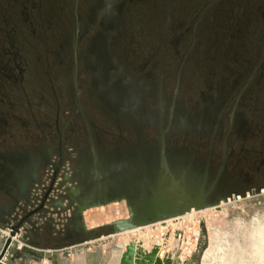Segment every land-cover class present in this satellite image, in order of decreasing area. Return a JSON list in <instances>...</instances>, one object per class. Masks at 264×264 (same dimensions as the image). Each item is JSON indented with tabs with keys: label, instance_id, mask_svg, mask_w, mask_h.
<instances>
[{
	"label": "flooded vegetation",
	"instance_id": "obj_1",
	"mask_svg": "<svg viewBox=\"0 0 264 264\" xmlns=\"http://www.w3.org/2000/svg\"><path fill=\"white\" fill-rule=\"evenodd\" d=\"M140 2L0 0V228L12 229L0 264L18 257L12 237L21 229L41 249L80 243L78 203L129 198L137 207L158 195L179 198L174 212L264 186V129L245 110L264 83V5L257 60L209 80L192 104L179 98V77L168 93L155 63L130 59L127 20ZM38 69L52 83L39 105Z\"/></svg>",
	"mask_w": 264,
	"mask_h": 264
},
{
	"label": "rangeland",
	"instance_id": "obj_2",
	"mask_svg": "<svg viewBox=\"0 0 264 264\" xmlns=\"http://www.w3.org/2000/svg\"><path fill=\"white\" fill-rule=\"evenodd\" d=\"M260 5H264V0H145L129 11V57L137 63L145 60L155 63L154 71L161 73L168 93L179 77V98H191V103L195 104L209 80L215 81L231 72H243L248 67L247 60H257L263 29ZM29 39L30 34L21 44L27 57L33 56L30 52L34 51V42ZM37 50L43 51L42 44H37ZM28 60L29 66L34 67V57ZM47 79L43 69H38V82L31 86L34 103H41L40 97L48 95L45 87L50 90L52 83ZM53 79L55 87L62 89L60 76L54 75ZM252 88L255 93L245 110L248 117L256 118L264 129V83ZM47 99L45 96L44 100ZM108 127L113 128L111 124ZM85 213L88 225L94 227L110 218L127 216L124 201L92 207ZM202 222L206 223L210 233L202 264H264V186L244 194L237 193L218 206L187 213L180 264L198 251ZM162 225L157 222L145 230L149 235L161 237L165 231ZM140 233L134 231L126 237L135 240ZM119 238L104 239L109 245H104L108 252L103 264L118 263V253L111 251L117 247ZM99 243L87 246L97 249ZM27 256L21 263L39 264L40 260ZM57 263L62 264L61 261Z\"/></svg>",
	"mask_w": 264,
	"mask_h": 264
},
{
	"label": "water",
	"instance_id": "obj_3",
	"mask_svg": "<svg viewBox=\"0 0 264 264\" xmlns=\"http://www.w3.org/2000/svg\"><path fill=\"white\" fill-rule=\"evenodd\" d=\"M178 200L179 198H161L158 195H155L154 198H151L149 203H146L145 205L138 204L137 207L130 203L129 198H120L113 201H106V203L99 202L91 205L78 203V209L74 214V218L77 219L78 226L81 228V230L86 233V236L83 240H81V242L88 243L102 236L118 235L127 231H132L144 226L155 224L157 222H164L168 219L186 215L192 210L200 211L210 207H215L218 206L222 201H226L227 198H219L212 204H205L204 201H200L198 198H196V200L190 199V204H186L181 210L170 212V209H178L180 202ZM123 201L125 202L128 211L126 217L112 220L97 227H88L84 215L86 210L112 202ZM201 228L202 233L198 244V251L190 258L186 259L183 264H202V256L204 251L209 246V235L208 227L205 222H202ZM16 229L17 228L15 227L14 230L16 231ZM98 231L101 232L97 233V235H94V233ZM176 238H180V234L177 233ZM165 246L166 243H163L162 245L155 244L151 251H146L139 245L131 242L126 246V250L123 252L119 264H180L179 257L181 255V250H175L165 254ZM68 253L69 252H66V254ZM34 254H36V252H34ZM58 256V254H54L55 260L53 261L55 263H57Z\"/></svg>",
	"mask_w": 264,
	"mask_h": 264
},
{
	"label": "built area",
	"instance_id": "obj_4",
	"mask_svg": "<svg viewBox=\"0 0 264 264\" xmlns=\"http://www.w3.org/2000/svg\"><path fill=\"white\" fill-rule=\"evenodd\" d=\"M45 210H47L49 212V216H53L55 218H57L58 215V211L53 209V208H49L48 206H46ZM67 215H70L69 212L66 213ZM41 215L39 213H37L35 215V220H42V218L40 217ZM181 217H185V215L177 217V218H173L174 222L178 225H175L174 223H168L169 221H173V220H166L164 222H161L162 228L165 229L164 232H162L161 237H156L154 235H149V232H147L145 230V228L147 226L135 229V230H141V233L137 235V237L135 238V241H143L146 242L148 244L155 245V244H159L162 245L163 243H165L166 241H169L171 239V236L176 238L177 233L180 234V238H178V240H181L182 243L185 244L184 239H185V225H184V220L180 221L179 218ZM87 222V220H86ZM157 223L155 224H151V226H155ZM149 226V225H148ZM143 228V229H142ZM11 231L12 229L10 227L7 228H0V241L2 242V244H0V249L4 246V244L6 243V241L9 239L10 235H11ZM23 229H21V231L19 233H17L15 236L12 237V240H14L13 244L15 245V249L13 250V253H11V255H15L18 254V257L16 258L15 261H7L4 262L2 261L3 264H16V262H18L20 264V262L22 261V258H24L25 253H24V249L27 248L30 251H34L36 253H41V257L39 258V264H47L48 262H53L54 264H58L55 263L53 260H55L54 258V254H58L59 256L62 255L64 251H66L69 247L65 248V249H41L38 248L36 246H33L29 243H27L24 239H23ZM134 231V230H132ZM187 243V240H186ZM181 254H184V250L181 251ZM58 256V258H59ZM5 258H3L4 260ZM58 262V261H57Z\"/></svg>",
	"mask_w": 264,
	"mask_h": 264
},
{
	"label": "crops",
	"instance_id": "obj_5",
	"mask_svg": "<svg viewBox=\"0 0 264 264\" xmlns=\"http://www.w3.org/2000/svg\"><path fill=\"white\" fill-rule=\"evenodd\" d=\"M111 220L112 219L110 218V220L102 223V225L110 222ZM179 220L183 221L184 217L179 218ZM168 223H174L175 225H178L174 222V220L171 222L169 221ZM88 227L91 228L94 226L88 225ZM134 231H141V230H134ZM134 231H127V232H124V233L118 234V235L102 236V237L95 239V240L88 242V243L80 242L77 244H72V245L68 246L69 248L66 251H64V252H69V253L65 254V255L64 254L60 255L57 261L58 262L61 261L62 264L63 263L64 264H103L104 258L107 256V252H108V249L105 248L106 246H104V245L105 244L109 245V241L107 242L104 239H110V237H120L117 247L115 248V250L111 251V252H117L118 253V256H117L118 263L117 264H119L120 258L122 256L123 252L126 250V246L128 244H130L131 242H134L136 245H139L140 247H142L146 251H151L153 249L154 245L151 246L150 244H148L146 242L135 241L132 239H128V237H126V235H128V233H131ZM208 235L210 238L209 228H208ZM91 243H99V244H96V246H98V248L97 249L96 248L95 249L88 248L87 245L91 244ZM165 243H166V246L164 249L165 254H167L169 252H173L175 250H181L182 251L184 249L183 248L184 243H182L181 240H178L177 238H174L172 236H171V239L169 241H166ZM25 259H27V256H24V258H22V261L24 262Z\"/></svg>",
	"mask_w": 264,
	"mask_h": 264
}]
</instances>
